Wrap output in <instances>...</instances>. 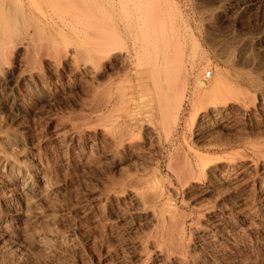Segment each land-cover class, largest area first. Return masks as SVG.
Here are the masks:
<instances>
[{"label": "rangeland", "instance_id": "1", "mask_svg": "<svg viewBox=\"0 0 264 264\" xmlns=\"http://www.w3.org/2000/svg\"><path fill=\"white\" fill-rule=\"evenodd\" d=\"M0 264H264V0H0Z\"/></svg>", "mask_w": 264, "mask_h": 264}, {"label": "built area", "instance_id": "2", "mask_svg": "<svg viewBox=\"0 0 264 264\" xmlns=\"http://www.w3.org/2000/svg\"><path fill=\"white\" fill-rule=\"evenodd\" d=\"M210 75H211V73L210 72H207L206 74H205V76H204V81H207L209 78H210Z\"/></svg>", "mask_w": 264, "mask_h": 264}, {"label": "bare ground", "instance_id": "3", "mask_svg": "<svg viewBox=\"0 0 264 264\" xmlns=\"http://www.w3.org/2000/svg\"><path fill=\"white\" fill-rule=\"evenodd\" d=\"M228 48V47H227ZM229 50V49H228ZM228 50H227V52H228ZM138 197V196H137Z\"/></svg>", "mask_w": 264, "mask_h": 264}]
</instances>
